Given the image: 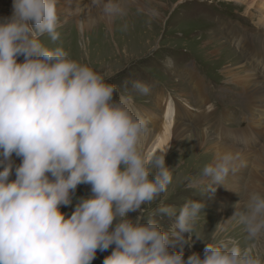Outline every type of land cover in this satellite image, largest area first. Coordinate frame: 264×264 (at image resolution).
I'll return each instance as SVG.
<instances>
[{
    "label": "clouds",
    "instance_id": "clouds-1",
    "mask_svg": "<svg viewBox=\"0 0 264 264\" xmlns=\"http://www.w3.org/2000/svg\"><path fill=\"white\" fill-rule=\"evenodd\" d=\"M91 2L106 16L127 15L111 0ZM57 3L14 0L13 15L0 22V264H92L98 250L113 245L103 264H264L258 254L264 195L258 192L242 208L236 204L228 220L244 225L249 243L207 244L203 258L185 260L183 251L170 250L191 244L203 203L188 201L178 213L161 204L146 224V208L136 221L127 218L168 191L173 176L167 152L147 150L151 121L134 110L131 97L117 99V87L104 75L62 47L42 43L44 36L53 43L60 39ZM134 87L145 95L151 90L141 82ZM203 132L207 137L208 127ZM13 154L23 161L10 182ZM240 159L225 153L204 166L209 192L235 174ZM81 184L91 185L93 195L81 199L68 218L60 208L72 204ZM157 214L174 218L168 231Z\"/></svg>",
    "mask_w": 264,
    "mask_h": 264
},
{
    "label": "rangeland",
    "instance_id": "rangeland-1",
    "mask_svg": "<svg viewBox=\"0 0 264 264\" xmlns=\"http://www.w3.org/2000/svg\"><path fill=\"white\" fill-rule=\"evenodd\" d=\"M60 1L57 3V7L63 8L59 13L60 39L53 43L44 36L42 43L53 49L62 47L71 59L104 75L107 83L117 87L116 98L131 97L134 110L150 119L152 129L172 121L173 127L181 132L180 136L172 133L166 147L172 156L174 171H171L173 181L168 191L151 207L142 206V210L130 212L127 218L136 221L146 208L141 220L146 224L147 218L161 204L174 207L178 213L188 201H197L203 203L204 208L195 222L192 243H177L170 247L172 252L183 251L187 260L192 254L203 258L207 244L237 241L242 248L246 246L249 242L244 225L228 220L234 216L236 204L242 208L250 193L264 195V140L254 150L239 148L248 130L261 136L264 131V118L257 116L256 122L251 124L256 112L264 116V109L253 112L244 104L247 73L243 69L246 66L256 82L264 84V0H156L166 6L160 10L159 20L145 15V0L142 7L135 8H129L126 0V3L111 0L123 3L121 6L127 15L109 17L103 13L98 19L96 14L102 10L94 7L91 0ZM13 2L0 0V22L13 15ZM84 10L89 11V18L93 20L90 26H86L84 15L78 14ZM82 22L83 32L79 28ZM253 25L259 31L254 30ZM237 40H245L247 44L236 46L233 42ZM248 45L252 54L244 56ZM18 62L23 63L24 57ZM136 82L148 85L150 92L142 94L134 87ZM235 97L241 99L243 105H239ZM203 112L208 113L206 121L200 120ZM204 127L209 129L207 137ZM232 133L236 135L227 138ZM225 153L240 155L237 171L228 176L225 185H214L216 191L209 192L211 178H204L202 169L216 160V154ZM12 161L10 182L17 178L15 167L22 164L23 158L13 154ZM3 170L0 164V172ZM92 195L91 185L81 184L72 194V204L61 206L60 211L70 218L77 203ZM222 211L229 218L225 226L219 228ZM214 215L213 221L218 220V224L208 240L197 245L195 238L204 234L207 224L214 225ZM155 218L165 231L174 223V218L159 214ZM188 235L185 234L186 238ZM115 247L98 250L92 264H103ZM258 254L264 259V239L259 242Z\"/></svg>",
    "mask_w": 264,
    "mask_h": 264
},
{
    "label": "bare ground",
    "instance_id": "bare-ground-1",
    "mask_svg": "<svg viewBox=\"0 0 264 264\" xmlns=\"http://www.w3.org/2000/svg\"><path fill=\"white\" fill-rule=\"evenodd\" d=\"M181 1V0H180ZM66 2L65 0H62L60 1V3H64ZM121 2V0H120ZM124 3L127 2L129 8H135L137 7L138 5L140 7H142L144 5V0H123ZM145 3H147L145 5V7L143 6V9L144 11L146 10L145 12V15H147V17H149L150 19H161V12L160 10L164 8H166V6L164 4H161V2H157L156 0H145ZM120 4V3H119ZM121 5H123V3H121ZM72 7L69 6V8ZM58 8V13H61L63 12V8L62 7H57ZM89 11L87 10H84V12H81V13H78V14H82L84 15L85 17V22H86V26H90L92 24V21L93 20H90L89 18V15H88ZM103 14V12H98V14H96L97 16L95 17L96 19L99 18V16ZM77 15V14H76ZM72 18V17H71ZM81 22V21H79ZM83 23V22H82ZM157 23V22H156ZM80 25V30L81 32L84 31V23L83 24H79ZM254 26V25H253ZM88 28V27H87ZM86 28V29H87ZM257 31H259V28L257 27ZM151 41V40H150ZM244 41V42H243ZM236 46H239V45H245L247 43H245V40H237V41H234L233 42ZM246 51L245 52V55L246 56L247 54L251 55L252 52H250L251 50L249 49V45L248 46H245L244 48ZM249 51V52H247ZM235 58V57H234ZM252 58V57H251ZM244 71L247 73L246 75V80H245V86H244V89H245V95L247 97V101L244 103L247 108L250 110V111H253L254 110H257L259 111V109L257 107L260 108V110L264 109V84L261 83V82H256V79L255 77L251 74V72L249 70H246V66L243 67ZM249 78H252V80L250 81ZM258 81V80H257ZM259 84H263L262 86H260ZM207 110V109H206ZM208 112V111H207ZM206 112V113H207ZM205 112H203V115L201 116L200 120L201 121H206L208 119V113L206 114ZM183 132H186V130H183ZM182 132V133H183ZM172 133H175L177 136H180L181 135V132H178V130L173 127V122L172 121H165V123H163L159 128H154L153 129V135H152V138L150 139V141L148 142V144L146 145V148L147 150L155 153V154H161L162 152H167L166 154V166L171 170L173 171V165H172V156L168 153L166 147H167V144L170 140V136ZM232 154H235V153H232ZM216 156H222V155H217ZM174 172V171H173ZM151 207V206H150ZM149 207V208H150ZM206 209V208H205ZM204 211V210H203ZM209 211V210H208ZM226 212V210H224ZM222 211L220 212V220H221V223H217V221H213L214 218H215V215L212 217V221L214 222L213 226L212 224H207L208 225V228L207 230L204 232V234H199L197 237L199 238H195V242L198 244L200 243H204L207 239L211 236L212 234V231L211 230H214L215 229V225L218 224L217 226H219V228L221 227H224L225 226V222L226 220L229 218L225 212ZM204 213V212H203ZM204 215V214H203ZM201 218V217H200ZM205 220V219H204ZM205 222V221H204ZM205 225V224H204ZM206 225V226H207ZM212 226V227H211ZM216 226V228H218ZM212 228V229H211ZM229 229V228H228ZM226 228V230H228ZM225 234V233H224ZM220 235V234H219ZM218 235V236H219ZM193 237V236H192ZM223 237V236H222ZM208 240V239H207ZM219 240V239H218ZM217 240V241H218ZM192 243V242H191ZM207 244V243H206ZM203 247V246H201ZM206 247V246H205ZM204 247V248H205ZM176 249V248H175ZM193 255V254H192ZM202 255V254H201Z\"/></svg>",
    "mask_w": 264,
    "mask_h": 264
}]
</instances>
